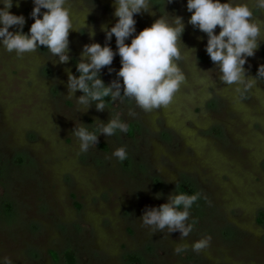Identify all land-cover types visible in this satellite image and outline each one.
<instances>
[{
  "label": "rangeland",
  "instance_id": "rangeland-1",
  "mask_svg": "<svg viewBox=\"0 0 264 264\" xmlns=\"http://www.w3.org/2000/svg\"><path fill=\"white\" fill-rule=\"evenodd\" d=\"M236 2L255 10V0ZM165 4L134 17L136 34L162 14L183 17L187 57L179 63L187 79L167 108L152 112L126 98L103 112L95 102L78 111L83 93L67 98L69 73L79 77L86 45L117 51L115 36L109 42L101 30L118 21L114 0H68L77 30L69 34L67 63L45 46L18 57L0 44V258L13 264H71L69 254L73 264H264V79L241 100L235 86L220 80L219 65L206 52L207 34L188 23L187 0ZM33 8V0H20L19 7L13 0L11 12L25 17V34L35 22ZM253 19L264 21V14ZM263 50L264 28L245 64L248 78L264 65ZM120 61L117 54L101 70L106 85L118 79ZM116 113L129 132L101 135L97 147L80 153L76 125L94 128ZM125 146L127 160L112 157ZM177 185L201 193L189 220L197 223L186 238L178 231L153 233L141 222L147 209L169 202ZM203 235L212 236L210 247L192 252ZM179 244L188 245L187 254L174 252Z\"/></svg>",
  "mask_w": 264,
  "mask_h": 264
},
{
  "label": "clouds",
  "instance_id": "clouds-1",
  "mask_svg": "<svg viewBox=\"0 0 264 264\" xmlns=\"http://www.w3.org/2000/svg\"><path fill=\"white\" fill-rule=\"evenodd\" d=\"M162 2L165 0H114L113 15L118 21L110 30L107 25H103L101 30L106 33L109 42L115 36L117 51L114 52L107 44L86 45L81 60L77 62L79 77L71 73L68 76L67 98L71 100L77 91L83 93L76 101L78 111H87L91 103L95 102L96 110L103 112L115 105L118 99L125 98L134 100L136 107L144 112L167 108L173 102L187 79L179 63L187 57V53L182 52L181 38L186 28L184 19L162 14L151 27L137 35V21L134 18L142 12L151 13L152 6ZM172 2L166 0V4ZM33 4L30 15L35 22L29 33L25 34V17L11 12L13 0H0V44L18 57L45 46L51 55L59 56L60 63H67L70 59L66 54L70 44L69 34L77 30L67 7L68 0H33ZM19 5L20 0H16V6ZM255 5L254 10L248 3H237L236 0H187V10L192 13L188 23L207 34L206 52L219 65L220 80L227 86H235L241 100L247 99L252 93L251 89L264 79V65L259 66L255 78H248L245 69L247 59L253 57L259 48L264 28V21L253 19L264 14V0H255ZM42 9L47 11L42 12ZM13 26H19V31H9ZM217 26L221 29L219 34L215 31ZM89 35L94 36L95 32ZM130 37L131 43L128 44L126 40ZM117 54L122 65L117 73L118 79L106 85L100 78L101 70L111 66ZM109 71L112 69L109 68ZM129 114L135 115L131 111ZM90 126L79 123L74 130L73 137L79 141L80 153H87L90 148L97 147L101 135L113 137L118 132H129V125L120 113L113 115L107 123H96L94 128ZM111 155L124 162L128 159L126 146L115 149ZM200 198L201 193L178 191L177 185L176 194L169 197V202L147 209L141 222L153 233L178 231L181 238L189 237L197 223L195 220L189 222L191 209ZM211 241V235H203L193 242L191 251L199 253L210 247ZM174 252L177 255L187 254L188 245L179 244ZM0 264L13 262L3 257L0 258Z\"/></svg>",
  "mask_w": 264,
  "mask_h": 264
},
{
  "label": "trees",
  "instance_id": "trees-1",
  "mask_svg": "<svg viewBox=\"0 0 264 264\" xmlns=\"http://www.w3.org/2000/svg\"><path fill=\"white\" fill-rule=\"evenodd\" d=\"M262 54H263V57H264V50H263V53ZM181 191L184 192V188ZM54 257L55 258L57 257L56 254H54ZM67 257H68L69 261L71 262V264H73L74 263V257H73V255L72 254H69Z\"/></svg>",
  "mask_w": 264,
  "mask_h": 264
}]
</instances>
